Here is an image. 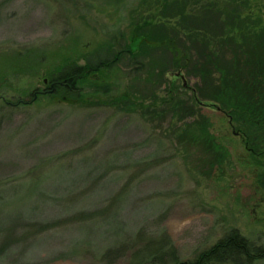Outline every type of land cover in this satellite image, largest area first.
Returning a JSON list of instances; mask_svg holds the SVG:
<instances>
[{
	"label": "rangeland",
	"instance_id": "obj_1",
	"mask_svg": "<svg viewBox=\"0 0 264 264\" xmlns=\"http://www.w3.org/2000/svg\"><path fill=\"white\" fill-rule=\"evenodd\" d=\"M143 1L0 0V264H177L233 230L264 248V160L200 75L172 66L154 85L125 57L83 86V104L48 92V71L113 39L132 46L131 23L158 18ZM183 1L199 18L191 48L231 17L264 28V0ZM224 45L213 41L216 56L234 57Z\"/></svg>",
	"mask_w": 264,
	"mask_h": 264
},
{
	"label": "trees",
	"instance_id": "obj_2",
	"mask_svg": "<svg viewBox=\"0 0 264 264\" xmlns=\"http://www.w3.org/2000/svg\"><path fill=\"white\" fill-rule=\"evenodd\" d=\"M146 1L148 2L144 0L143 3H147ZM151 2V7L156 6L154 7L158 18L145 25L138 24L139 21L131 23V27L134 26V29L137 27V38L132 46H127L123 39L121 42L113 39L114 41L110 40L104 44V50H97L98 52L91 58L84 59V64L69 62L53 71H48V92H53L56 98H65L83 104V86L87 82L97 81L95 76L101 78L105 72L114 67V64L125 57L134 61L142 68L141 71L150 69L151 77L147 81L154 85L161 84L167 72H164L166 68L184 65L186 71L200 75L202 80L206 81L207 87L212 88L211 96L202 95L203 97H212L213 101L231 109L234 120L240 122L242 130L238 132L242 134L247 155L261 165L262 159L264 160V28L258 26L249 30L246 24L241 26V21H236L237 17H231L226 23L225 19L222 25L215 23L219 26H216L215 30L212 28L213 40L203 37L194 42L197 44L193 43L191 48L189 43L194 41L193 32H196L193 31V24L199 18L188 10V1L152 0ZM177 17L178 23L182 22V25L171 26L168 20ZM219 19H221L219 14H215L214 20ZM205 22L202 21V25L207 24ZM230 24L238 29L235 31L236 35L230 36L227 40H219V32H223L225 26L228 27ZM122 38L125 39L123 33ZM214 40L225 44L222 47L229 48L234 57L228 59L217 57L216 50L211 46ZM193 50L194 54L191 57L190 53ZM214 72L219 74V81L213 78ZM121 100L123 105L131 102L127 96H123ZM202 134L208 138L205 148L211 152L212 160L214 158L221 164L223 171L226 153L222 155V146L215 142V139L213 140L214 137L210 132L205 130ZM216 152L219 153V161L214 157ZM258 180L264 187V170H260ZM158 258L161 259V256ZM262 260H264V248L233 230L194 260L177 264H255Z\"/></svg>",
	"mask_w": 264,
	"mask_h": 264
},
{
	"label": "flooded vegetation",
	"instance_id": "obj_3",
	"mask_svg": "<svg viewBox=\"0 0 264 264\" xmlns=\"http://www.w3.org/2000/svg\"><path fill=\"white\" fill-rule=\"evenodd\" d=\"M235 135H239V136H242V134H240V132L236 131V134ZM259 176V174H258ZM259 179V178H258Z\"/></svg>",
	"mask_w": 264,
	"mask_h": 264
}]
</instances>
